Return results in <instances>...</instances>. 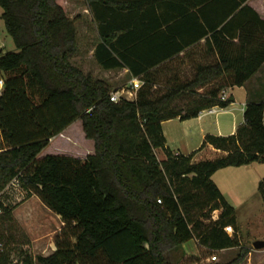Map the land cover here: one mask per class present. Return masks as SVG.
Segmentation results:
<instances>
[{
	"label": "trees",
	"instance_id": "1",
	"mask_svg": "<svg viewBox=\"0 0 264 264\" xmlns=\"http://www.w3.org/2000/svg\"><path fill=\"white\" fill-rule=\"evenodd\" d=\"M86 2L100 37L97 62L139 77L135 99L113 101L111 83L73 63L78 28L65 0H0L17 48L0 49V192L17 180L64 222L56 250L35 256L18 243L14 206L0 199V264H177L175 252L192 239L211 251L242 247L236 208L213 175L264 162V100L247 102L235 133H208L188 155L167 146L163 122L234 102L223 91L244 85L264 64V18L248 0ZM203 38L204 54L218 59L158 93L155 74ZM184 96L186 107L175 105ZM77 119L95 153L39 158ZM208 144L227 155L195 162ZM259 190L264 202V179ZM242 250L214 264H239Z\"/></svg>",
	"mask_w": 264,
	"mask_h": 264
},
{
	"label": "rangeland",
	"instance_id": "2",
	"mask_svg": "<svg viewBox=\"0 0 264 264\" xmlns=\"http://www.w3.org/2000/svg\"><path fill=\"white\" fill-rule=\"evenodd\" d=\"M260 8L264 9V0H256ZM68 15L76 18L78 28V45L81 51H89L90 44L98 40L96 23L91 15L86 0H65ZM3 7L0 6V49L4 51L17 50L13 37L7 31L5 21L2 18ZM78 57L76 61H82ZM84 65L86 71H90L94 76L113 78L112 72H106L96 62L93 56L85 58ZM84 62V61H83ZM164 72V71H162ZM187 72V69H186ZM163 74V73H162ZM162 77L158 93L165 90L166 83ZM117 83L127 86L126 78H118ZM168 84V83H166ZM121 88V87H120ZM236 103L230 109L229 114L225 115V121H232L233 118L241 119L243 115V101L246 99L244 90L237 89L235 93ZM187 98H180L175 105L185 108ZM205 119L213 122L214 117L207 115ZM164 123V122H163ZM180 120H169L164 124L166 132L171 140H176L178 145L186 146V150H197L203 139L195 134L191 140L185 137V132ZM213 128V127H211ZM213 130V129H212ZM74 140L67 141L64 138H57L52 141L39 155V158L47 154H56L64 151H73L75 145L85 151L94 150V141L90 138L83 140L77 139L80 135L79 128H74L71 132ZM189 144V145H187ZM194 148V149H193ZM158 158H165L166 154L162 148L157 151ZM223 154L208 152L200 153L201 158L214 159ZM213 179L223 192L226 199L236 208L238 223L240 225L239 236L242 247H233L226 250L211 251L201 246L196 239L185 243L189 253L180 248L175 254L178 256L177 264H214L217 262L228 263L237 258L242 253V248L247 249L248 253L239 264H264V248L256 249L254 242L264 239V202L259 190L260 181L264 179V162H254L241 166H227L219 169ZM27 191L13 182L4 192H0V199L6 204L14 206L13 215L15 218L14 231L17 232V239L23 250L33 255H49L56 249L55 238L61 233L63 223L61 219L37 196L27 197ZM217 218V212H214ZM215 218V217H214ZM233 234V233H232ZM216 254L218 258L212 259ZM18 256L14 255V262L18 261Z\"/></svg>",
	"mask_w": 264,
	"mask_h": 264
},
{
	"label": "crops",
	"instance_id": "3",
	"mask_svg": "<svg viewBox=\"0 0 264 264\" xmlns=\"http://www.w3.org/2000/svg\"><path fill=\"white\" fill-rule=\"evenodd\" d=\"M255 1L256 0H248V3L253 8H255L259 12V14L264 18V9L260 8L259 5L257 4V2H255ZM96 26H97V24H96ZM205 41H206L205 38H203L198 43L193 44L192 46L188 47L186 50H184L183 52H181L179 54L178 58L167 63L164 66V69H163L164 72L159 71L158 73H156L155 74V78H156L155 88H157V86L160 85V83L162 81L161 80L162 77H164L163 79L165 80V82L169 81L171 79H174V78L185 79L187 77H191L194 74L195 69L199 65H207V64H210L212 62H215L218 59V57L216 55L212 54L211 56H209V55L204 54ZM99 42H100V37H98V40L94 44H90L91 47H88L89 51H81L80 52V50L82 48L81 47V48H79L78 53L72 57L73 63L80 66L85 72L91 73L92 75H93L92 72H90L88 70L86 71L87 65H84L83 63H85L84 59L88 58L89 56H93L95 58V48ZM78 57L83 58L82 61H76ZM95 60H96V58H95ZM96 62H97V60H96ZM186 69H187V72H186ZM104 71L106 72V74H107V72H112L113 78H108V77L106 78L103 76H95V77L107 80L109 83H111L112 90H114V91L118 90L121 92L124 88H131V84H130L131 80L133 78H139L137 76L132 75L129 68H126V67L118 68V69H104ZM122 76H124L126 78V83L128 84L126 87L119 85L116 81L118 78H121ZM171 81H173V80H171ZM237 89L244 90V92L246 94V99L243 101V105H244L242 108L243 115H242V118L240 120L237 118H233L232 121L226 122L225 121L226 120L225 115L229 114L231 107L233 106V104L236 103L237 99L235 97V93H236ZM226 91L229 95L234 97V102L230 106H228L227 108L219 109L216 113H208V112L200 113L197 117L187 119V120H181L180 118H173V119H169V120H180V122L183 124L182 126H185L183 128V130L185 132L184 138H188V140H191V138L195 134L200 135L201 139L204 140L205 136L208 133L217 134V135H229V134L235 133L237 131L238 127L242 123H244V121H245L244 120V111H245V107H246L247 102L250 100H262V99L264 100V64L244 85L228 87V88H226ZM207 115H212L214 117L213 122L205 119V117ZM169 120L164 121L163 129H164L165 136L167 138V146L173 151V153L174 154L180 153V154L188 155V154L192 153L193 151H196V150L191 151L189 149L186 150L187 148L183 149V147H186L185 145L184 146L178 145L176 140H174V139L171 140V138L168 136L166 129L164 127V124L166 122H169ZM211 127H213V128H211ZM74 128H76V129L79 128V130H80V135H76L77 139H83V140L88 139L86 136V133L84 131V128H83L82 120L77 119L72 124H70L62 133L53 137L51 139L50 143L52 141L54 142V140L57 138H64L65 140L71 142L72 140H74L73 134L71 133ZM202 143H203V141H202ZM187 145H189V144H187ZM75 146L76 147L73 151H64V152H60V153H56V154L71 155V156H74L77 158L86 159L89 154L95 153V143H94V150L93 151L92 150L91 151H85L84 149L79 148L78 145H75ZM204 150L205 151L207 150L208 152L209 151L214 152L218 155L224 153V155L219 156V157H223V156L227 155L226 151L221 150V149H217L214 146L208 144L204 148H202L196 152L194 159H193L195 162H198L201 160H206L205 158H201V156H200V153H202ZM157 151H158V149H156V153H157ZM164 159H166V156H165V158H163L161 160H164ZM216 212H217V217H218L219 211L217 210ZM56 215L62 221L61 216L58 214H56ZM214 217L216 218L215 215H214ZM62 223L64 225L63 221H62ZM183 248H184V251H186V253H189L185 244L183 245ZM224 250H226V249H224Z\"/></svg>",
	"mask_w": 264,
	"mask_h": 264
},
{
	"label": "built area",
	"instance_id": "4",
	"mask_svg": "<svg viewBox=\"0 0 264 264\" xmlns=\"http://www.w3.org/2000/svg\"><path fill=\"white\" fill-rule=\"evenodd\" d=\"M3 83H4V80L3 79H0V88L3 87ZM143 81L140 79V78H133L131 80V88H124L121 92L120 91H114L111 93V99L113 101H119L120 99L122 98H126V99H135L137 97V91L138 89L143 85ZM229 96V94L227 93V91H223L222 93V98L223 99H226L227 97ZM219 109H224V108H221L219 106H214V107H211V108H208L204 111H202L201 113H205V112H208V113H216ZM13 182H16L18 184V181L17 180H14ZM19 185V184H18ZM159 202H162L161 199H159ZM2 212V209L0 207V213ZM226 231L230 234L234 233L235 230L233 228V226H226L225 227ZM3 243H0V250H3ZM218 258V256L216 254H214L212 256V259L213 260H216Z\"/></svg>",
	"mask_w": 264,
	"mask_h": 264
},
{
	"label": "water",
	"instance_id": "5",
	"mask_svg": "<svg viewBox=\"0 0 264 264\" xmlns=\"http://www.w3.org/2000/svg\"><path fill=\"white\" fill-rule=\"evenodd\" d=\"M253 245H254V247L256 249H262V248H264V239H258V240H256Z\"/></svg>",
	"mask_w": 264,
	"mask_h": 264
}]
</instances>
